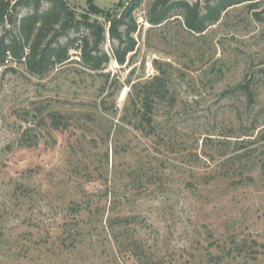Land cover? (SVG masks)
Masks as SVG:
<instances>
[{
	"label": "rangeland",
	"instance_id": "obj_1",
	"mask_svg": "<svg viewBox=\"0 0 264 264\" xmlns=\"http://www.w3.org/2000/svg\"><path fill=\"white\" fill-rule=\"evenodd\" d=\"M66 1L107 29L130 2ZM148 2L123 64L0 66V264H264V0L201 33L180 9L150 23Z\"/></svg>",
	"mask_w": 264,
	"mask_h": 264
},
{
	"label": "trees",
	"instance_id": "obj_2",
	"mask_svg": "<svg viewBox=\"0 0 264 264\" xmlns=\"http://www.w3.org/2000/svg\"><path fill=\"white\" fill-rule=\"evenodd\" d=\"M242 1L204 0L201 4L199 0H149L147 19L158 24L168 19L173 10L180 9L186 29L201 33L217 21L226 8ZM141 2L130 0L118 17L107 12L113 16L106 20L109 22L107 29L104 22L76 16L66 0H0V25L5 30L0 35V66L12 59L22 64L28 73L40 76L69 62L70 50L76 51L80 62L91 70H101L110 58L123 64L127 54L135 48L132 33L136 31L137 23L133 11ZM22 9L27 11L21 15ZM88 9L94 14L103 12L94 5ZM106 33L116 41L110 49L111 54L102 48ZM62 37H65V42L61 41ZM155 80L160 82V79ZM159 86L166 92L164 83H159ZM154 89L158 88L153 84L148 86L140 99L139 119L147 126L152 123ZM241 89L251 100L248 87L241 86ZM114 220L123 224L127 218L115 217ZM234 247L235 250H243L242 245L235 244ZM255 251L251 248L252 253Z\"/></svg>",
	"mask_w": 264,
	"mask_h": 264
},
{
	"label": "built area",
	"instance_id": "obj_3",
	"mask_svg": "<svg viewBox=\"0 0 264 264\" xmlns=\"http://www.w3.org/2000/svg\"><path fill=\"white\" fill-rule=\"evenodd\" d=\"M8 62V60H6V63Z\"/></svg>",
	"mask_w": 264,
	"mask_h": 264
},
{
	"label": "crops",
	"instance_id": "obj_4",
	"mask_svg": "<svg viewBox=\"0 0 264 264\" xmlns=\"http://www.w3.org/2000/svg\"><path fill=\"white\" fill-rule=\"evenodd\" d=\"M68 3V2H67ZM69 4V3H68ZM70 5V4H69ZM71 6V5H70Z\"/></svg>",
	"mask_w": 264,
	"mask_h": 264
}]
</instances>
